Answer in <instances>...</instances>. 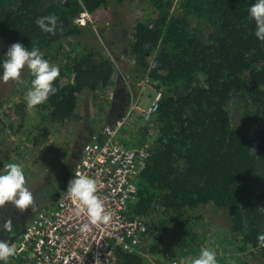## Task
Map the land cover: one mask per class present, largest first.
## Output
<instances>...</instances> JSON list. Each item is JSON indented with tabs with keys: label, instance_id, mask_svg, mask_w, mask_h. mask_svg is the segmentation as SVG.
<instances>
[{
	"label": "trees",
	"instance_id": "trees-1",
	"mask_svg": "<svg viewBox=\"0 0 264 264\" xmlns=\"http://www.w3.org/2000/svg\"><path fill=\"white\" fill-rule=\"evenodd\" d=\"M124 1L68 0L64 7L57 0H0V56L19 42L60 68L57 92L32 107L41 114L36 129L43 134L29 133L31 146L46 140L49 125L78 119L83 92L102 97L111 87L115 65L77 39L87 32V13ZM144 1L155 18L135 23L128 59L134 81L148 80L161 98L153 120L141 121L137 138L123 143L149 151L137 200L129 206V215L145 219L148 227L142 250L155 257L154 264H165L164 253L190 264L192 249L200 251L203 242L193 232L200 215L192 214L209 206L229 226L233 246L225 253L264 264L257 239L264 234V42L255 37L248 13L255 0ZM50 14L58 18L54 34L36 24ZM24 78V86L12 92L16 102L0 117L4 146V133H19L27 118L25 93L34 77L26 69ZM4 154L1 149L8 158ZM59 182L67 189V176ZM22 227L15 223L6 231L11 242ZM141 253L117 249L118 264H150Z\"/></svg>",
	"mask_w": 264,
	"mask_h": 264
},
{
	"label": "rangeland",
	"instance_id": "rangeland-1",
	"mask_svg": "<svg viewBox=\"0 0 264 264\" xmlns=\"http://www.w3.org/2000/svg\"><path fill=\"white\" fill-rule=\"evenodd\" d=\"M173 1L175 5L178 0ZM153 18H155L154 13L144 0H125L120 7L110 6L87 13V20L84 24L87 32L77 41L82 42L86 48L94 50L98 58L108 59L115 65L116 73L111 87L105 91L104 95L102 94V97L90 92H83L79 95L78 119L62 125H49V136L37 146H31V143L26 140L29 133L36 136L40 133L36 128L42 123L41 114L29 108L26 103L27 118L23 123V129L19 133L9 131L4 133L6 143L5 146L0 143V150H5L7 156L4 155L8 158L0 155V172L8 163L20 164L25 170L26 186L32 191L35 203L33 211L28 209L24 212H13L10 209V206L14 207L11 203L0 208V240L8 241L10 244L14 243L10 241L12 236L7 235L3 229L6 220L14 221L13 214H30L28 219L30 220L36 214L55 206L63 191V185L60 187L59 181L67 176V183L69 182L82 148L101 127L123 119L128 114L120 141L131 144L137 138L138 126L142 121L140 111L150 106L155 92L145 84L146 79L134 81L135 78L131 75L132 62L128 59V44L133 38L135 23ZM64 48L68 49L69 46L64 45ZM25 70L26 68L21 74L22 83L0 80V102L5 103L0 106L1 118L4 117L6 108L16 102V97L12 95V92L24 86ZM9 96H11V102L7 103ZM42 126L40 125L39 128ZM42 134L41 132L40 135ZM25 136L26 139H24ZM2 140L0 139V142ZM65 166L68 167L64 169L67 174H64L63 167ZM198 214L200 219L195 216ZM192 215L196 218L193 220L195 223L193 232L197 237L203 238L199 249L206 247L215 250L217 259H219L218 264H221L222 260L223 264H257L250 257L245 260L241 259L238 252H233L231 255L225 253V250L233 246L228 235L229 226L221 215L213 214L211 207L206 206L199 213ZM192 251V259L200 253L195 249ZM146 262L152 264L149 261ZM179 262L180 264L187 263L185 260H179ZM189 262L191 264V261Z\"/></svg>",
	"mask_w": 264,
	"mask_h": 264
},
{
	"label": "built area",
	"instance_id": "built-area-1",
	"mask_svg": "<svg viewBox=\"0 0 264 264\" xmlns=\"http://www.w3.org/2000/svg\"><path fill=\"white\" fill-rule=\"evenodd\" d=\"M160 98L161 93L155 91L150 106L140 111L143 122L153 120ZM127 117L106 124L92 136L70 176L71 180L75 173H82L97 181L96 195L104 201L112 220L91 224L85 211L77 214V204L65 189L53 208L24 223L12 243L17 254L8 264H118L117 249L128 254L142 252L144 260L155 263V257L142 250L148 231L145 219L129 215L149 151L120 141ZM162 260L165 264H180L169 253H164Z\"/></svg>",
	"mask_w": 264,
	"mask_h": 264
},
{
	"label": "clouds",
	"instance_id": "clouds-1",
	"mask_svg": "<svg viewBox=\"0 0 264 264\" xmlns=\"http://www.w3.org/2000/svg\"><path fill=\"white\" fill-rule=\"evenodd\" d=\"M249 16L254 20L255 37L264 42V0H255L248 9ZM37 26L45 33L54 34L58 27V18L54 14L37 18ZM29 70L34 77L31 88L26 94V104L29 108L45 103L50 95L57 92L53 86L60 75L58 65L51 64L43 57L38 48L25 47L17 42L11 44L0 56V80L22 83L21 74ZM66 191L77 204V214L85 211L91 224H108L112 215L106 211L104 201L96 193L97 181L82 173H75L68 182ZM11 203L20 212L34 210V196L26 186L24 168L18 163H8L0 172V208ZM12 221L6 220L3 229L12 232ZM258 242L264 247V234L258 236ZM17 254V249L8 241L0 240V264H8L9 259ZM191 264H218L217 253L211 248H201Z\"/></svg>",
	"mask_w": 264,
	"mask_h": 264
},
{
	"label": "flooded vegetation",
	"instance_id": "flooded-vegetation-1",
	"mask_svg": "<svg viewBox=\"0 0 264 264\" xmlns=\"http://www.w3.org/2000/svg\"><path fill=\"white\" fill-rule=\"evenodd\" d=\"M19 215H21V214H13L12 215V218L14 219V221L12 222V224H18L19 223V220L21 219H19V220H17L18 218H19ZM31 215L30 214H27V213H24V214H22L21 215V217H23L24 218V220H26V221H28V219H29V217H30ZM18 225H20V224H18ZM21 226H23V225H21Z\"/></svg>",
	"mask_w": 264,
	"mask_h": 264
},
{
	"label": "water",
	"instance_id": "water-1",
	"mask_svg": "<svg viewBox=\"0 0 264 264\" xmlns=\"http://www.w3.org/2000/svg\"><path fill=\"white\" fill-rule=\"evenodd\" d=\"M59 3H60L61 5H63L64 7H68V6H69V2H68V0H61V1H59ZM20 218H21V219H20ZM19 219H20V220H19ZM17 220H19V223H18V224H20V225H24V223L26 222V220H24V218L21 217V215H19V218H18Z\"/></svg>",
	"mask_w": 264,
	"mask_h": 264
},
{
	"label": "crops",
	"instance_id": "crops-1",
	"mask_svg": "<svg viewBox=\"0 0 264 264\" xmlns=\"http://www.w3.org/2000/svg\"><path fill=\"white\" fill-rule=\"evenodd\" d=\"M13 222V221H12Z\"/></svg>",
	"mask_w": 264,
	"mask_h": 264
}]
</instances>
